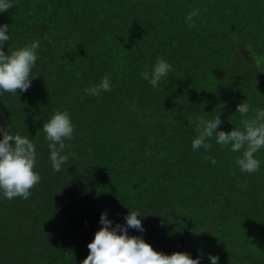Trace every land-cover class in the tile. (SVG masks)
<instances>
[{
    "label": "trees",
    "instance_id": "obj_1",
    "mask_svg": "<svg viewBox=\"0 0 264 264\" xmlns=\"http://www.w3.org/2000/svg\"><path fill=\"white\" fill-rule=\"evenodd\" d=\"M0 23L5 51L40 41L31 87L0 94V130L33 142L40 175L27 199L0 197V264H80L101 211L128 209L156 250L264 264V148L247 173L214 138L191 147L196 117L227 132L239 102L264 108V0H13ZM158 57L172 67L153 88L141 73ZM104 75L110 91L85 92ZM55 110L74 125L59 171L42 128Z\"/></svg>",
    "mask_w": 264,
    "mask_h": 264
},
{
    "label": "clouds",
    "instance_id": "obj_2",
    "mask_svg": "<svg viewBox=\"0 0 264 264\" xmlns=\"http://www.w3.org/2000/svg\"><path fill=\"white\" fill-rule=\"evenodd\" d=\"M13 7V0H0V13ZM199 15V9H193L185 16L190 26L193 18ZM8 24L0 23V94L5 92L20 93L31 87L33 68L38 59L37 50L40 41L33 39L23 46L5 51V42L10 39ZM261 67V62H257ZM171 64L164 58L158 57L150 70L141 73L143 79L153 87H159L160 81L168 76ZM111 83L108 75H104L98 85L88 87L85 92L98 95L101 91H110ZM250 111L255 115L248 117ZM242 119L240 127H232L229 131L220 128L222 121L219 113L211 119L198 116L195 119L196 135L191 140V147L197 150L201 147H211L210 141L222 146H230L232 152L241 153L236 158V164L242 172L252 173L260 168L261 161L256 153L264 148V108L251 109L247 102L236 104L235 111ZM45 139L49 142V159L52 168L59 171L68 161V155L63 154L65 141L71 140L74 125L67 110H55L42 123ZM75 158V153H72ZM211 163L215 164L214 158ZM36 164L35 145L27 137L7 134L0 130V197L12 199L21 197L27 199L30 189L39 183L40 175L34 170ZM128 209V208H127ZM145 215V214H144ZM138 210H129L124 215V223L113 222L107 210L101 211L98 223L100 227L94 231L93 237L87 242V255L80 264H201L203 256L199 252L192 256L188 251H172L164 253L154 249L141 235L129 234L128 229L144 232ZM208 264H219V256L209 253Z\"/></svg>",
    "mask_w": 264,
    "mask_h": 264
}]
</instances>
